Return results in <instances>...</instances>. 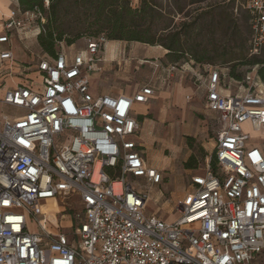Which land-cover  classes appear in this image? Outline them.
<instances>
[{"label": "built area", "instance_id": "1", "mask_svg": "<svg viewBox=\"0 0 264 264\" xmlns=\"http://www.w3.org/2000/svg\"><path fill=\"white\" fill-rule=\"evenodd\" d=\"M130 1L138 8L144 0ZM242 7L251 15L250 53L258 56L264 0H243ZM20 13L2 18L0 45L35 22L38 36L47 21L38 8ZM86 42L77 53L61 47L29 71L23 67L21 78L37 79L0 98L13 111L0 114V264H264V90L255 83L242 95L225 94L222 70L207 69L206 107L222 124L216 165L207 157L192 178L191 202H179L180 218L169 224L145 212L149 195L131 180H162L135 139L142 128L137 106L150 104L155 87L133 96L102 93L91 75L102 69L108 40ZM16 66L14 52L2 50L0 69L8 67L11 77ZM245 124L262 135L261 146ZM48 203L61 207L69 232L47 227Z\"/></svg>", "mask_w": 264, "mask_h": 264}, {"label": "rangeland", "instance_id": "2", "mask_svg": "<svg viewBox=\"0 0 264 264\" xmlns=\"http://www.w3.org/2000/svg\"><path fill=\"white\" fill-rule=\"evenodd\" d=\"M154 1L164 14L171 15L173 30L176 31L180 30L182 23L197 22L202 13L212 12L211 16L201 20L196 34L185 40L187 53L173 56L178 58V62H173V58H169L167 54L162 58L155 57L156 51L163 53L166 50L160 45L108 41L109 46L106 47L104 56L107 59L112 55L114 59L102 65L101 71L91 77L92 86L99 87L102 93H135L151 82L150 80L154 79L155 82L157 77L162 75L159 78L164 79L162 83L165 84L161 85L156 100L147 105L148 111L145 108L138 110L139 114L149 115L139 118L142 130L135 138L138 143L145 145L148 166L160 171L162 180L158 185H150L140 178L131 180L137 188L149 195L145 212L155 214L160 220L172 224L180 218L177 211L179 202L191 201L194 188L192 178L203 172L207 157L211 159L214 155L216 138L222 126L218 116L206 107L207 91L204 87L200 88L199 83L195 84L193 75L197 73L203 76L212 66L222 69L224 85L221 84V89L225 94L242 95L255 83L259 85V89L264 90V84L262 86L255 79L260 64H251L254 57L264 61V49L258 56L250 53L252 28L250 19H247L248 13L242 7L243 0H237V4L230 3V0H205L201 3H196L195 0ZM65 4L61 19L53 22L51 29L55 36L64 33L62 46L57 42L58 50L62 47L68 52L77 53L86 48V39L93 36L96 26L92 27L90 23L93 19L92 13L87 10L89 5L75 4L72 0H67ZM179 8H182V11H179ZM221 11L226 12L229 22L221 24L224 23L219 14ZM47 24L48 20L44 24L46 30ZM38 25L35 22L32 26H27L24 32L28 33V38L23 35V41H17L13 48L18 62L14 74L9 76L8 67L0 69V83L4 85L0 88V98L6 89L13 85L24 84L28 79H37L35 74H29L27 78H21L19 74L23 67H27L29 71L40 58L45 57L39 41L43 30L36 36ZM68 40L73 41L72 47L68 45ZM116 44L120 48L114 52ZM194 52H199L204 59L213 61L199 63L191 56ZM232 73L235 76H232ZM181 83L192 89H188L189 92L173 90ZM4 113L11 114L13 111L0 104L1 116ZM250 134L251 142L261 146V136L253 134L252 131ZM191 155L195 156L196 167L188 170L184 164ZM44 206L47 212L42 219L47 227L52 231L69 232L68 221L60 222L61 207L55 203ZM30 228L32 232L39 231L32 221Z\"/></svg>", "mask_w": 264, "mask_h": 264}, {"label": "trees", "instance_id": "3", "mask_svg": "<svg viewBox=\"0 0 264 264\" xmlns=\"http://www.w3.org/2000/svg\"><path fill=\"white\" fill-rule=\"evenodd\" d=\"M48 1L49 6L46 7ZM75 4L82 3L89 5L87 10L90 11L93 22L92 27L96 26L93 36L88 38H97L105 36L110 41H133L146 43L151 46L160 45L164 47L169 58L174 55H183L186 50V39L192 38L199 30L200 22L203 18L211 16V12L202 13L201 18L197 22H184L181 24L180 30H173L172 20L169 14H164L158 3L154 0H144L140 7L133 8L130 0H72ZM205 0H195L201 3ZM67 0H18L21 10L32 11L40 9L48 20L47 30L44 25L40 33L39 41L46 57H55L58 52V44L63 43L64 33L55 36V32L51 29L52 23H56L62 16ZM230 3L237 4V0H230ZM48 8V14L46 11ZM182 11V8H179ZM46 12V13H45ZM226 12L221 11L219 14L223 17L225 24L228 21ZM248 13V12H247ZM251 19L250 13L247 19ZM158 21V22H157ZM203 21V20H202ZM159 36V37H158ZM87 38V39H88ZM68 45L72 46L73 41L68 40ZM187 53V52H186ZM195 61L199 63L212 62L213 60L204 59L199 52L191 55ZM178 58H173V62H178ZM225 63H228L225 61ZM251 64H260L257 71V77L264 84V61L254 57ZM235 76L234 73L231 74ZM195 156L191 155L190 159L184 164L185 169L190 170L196 167ZM212 167L216 165V154L212 156Z\"/></svg>", "mask_w": 264, "mask_h": 264}, {"label": "crops", "instance_id": "4", "mask_svg": "<svg viewBox=\"0 0 264 264\" xmlns=\"http://www.w3.org/2000/svg\"><path fill=\"white\" fill-rule=\"evenodd\" d=\"M21 7H20V4H18V0H0V34H1V31H2V24H3V17H7V16H19L21 13ZM23 35H25V37L26 38H28V33L26 32H23V33H21L20 34V36H16L15 38H13V40H12V42L11 43H3L2 45H0V52H2V50L3 51H13L14 52V54H15V50L13 49L14 48V46L17 44V41H23ZM107 46H109V45H107ZM106 46V47H107ZM105 47V48H106ZM120 47H119V45L118 44H116V46H115V48H114V52L115 51H117L118 49H119ZM160 48H162V47H160ZM167 50H164V52L163 53H161V51H156V53H155V57H158V58H162V57H165V55L167 54ZM105 53V52H104ZM15 57H16V55H15ZM17 58V57H16ZM104 58H105V56H104ZM154 58V57H153ZM113 56L111 55L109 58H105V61L102 63V65H104L105 63H108V62H110V61H113ZM16 61H17V59H16ZM18 63V62H17ZM212 67V66H211ZM212 68H214V67H212ZM214 69H216V70H222L221 68H214ZM162 75H160L159 77H161ZM194 77H195V84L196 83H199V85H200V88H205V82H207V80H208V78H209V76H208V72H207V70H206V74L205 75H198L197 73H195L194 75H193ZM159 77H157V80H155V82H153L154 81V79H152V80H150L151 82H149L148 84H146V85H149V84H151V85H153L154 87H155V95L153 96V98L151 99V101H155L156 100V98H157V93H159V90L162 88L161 87V85H164L162 82H163V80H162V78H161V80H160V78ZM158 78H159V80H160V82H159V80H158ZM145 85V86H146ZM164 88V87H163ZM188 89H192L191 87H185V86H183L182 85V83L181 84H177L174 88H173V90H182L183 92H189V90ZM172 90V91H173ZM113 93H115V92H113ZM117 93H123L122 95H129V96H133V95H135L136 93H131V92H127V93H124V92H117ZM112 95H120V94H112ZM137 108H138V110L139 109H142V108H145V109H147V111H148V106L147 105H144V104H142V105H138L137 106ZM146 111V112H147ZM212 112V111H211ZM214 113V112H213ZM215 114V113H214ZM138 115H139V118L140 117H142V118H145V117H147L149 114L148 113H143V114H139L138 113ZM217 115V114H216ZM140 124H141V122H140ZM245 130H247L248 132H251L252 131V129H251V127H250V124H245ZM246 128H248V129H246ZM141 130H142V128H141ZM255 135H257V134H255ZM262 136V135H261ZM262 138V137H261ZM157 143V142H156ZM155 143V144H156ZM143 146H144V150H145V145L144 144H142ZM164 146H166V145H164ZM152 149H153V147H152ZM154 151V150H153ZM160 151V150H159ZM145 159H146V163H147V165H148V162H147V157L145 156ZM149 167V166H148ZM151 168V167H150Z\"/></svg>", "mask_w": 264, "mask_h": 264}, {"label": "bare ground", "instance_id": "5", "mask_svg": "<svg viewBox=\"0 0 264 264\" xmlns=\"http://www.w3.org/2000/svg\"><path fill=\"white\" fill-rule=\"evenodd\" d=\"M252 133L253 134H258L259 135V133L258 132H256V131H252ZM192 200V199H191ZM191 202V201H190Z\"/></svg>", "mask_w": 264, "mask_h": 264}]
</instances>
